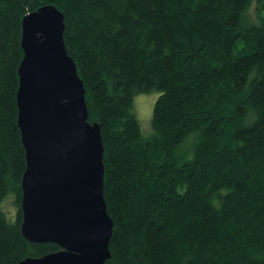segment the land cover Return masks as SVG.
Here are the masks:
<instances>
[{"label": "trees", "instance_id": "trees-1", "mask_svg": "<svg viewBox=\"0 0 264 264\" xmlns=\"http://www.w3.org/2000/svg\"><path fill=\"white\" fill-rule=\"evenodd\" d=\"M0 0V264L60 251L22 234L18 69L53 6L104 145L105 264H264V0ZM158 92L153 133L133 112ZM14 198L12 221L3 210Z\"/></svg>", "mask_w": 264, "mask_h": 264}, {"label": "water", "instance_id": "water-1", "mask_svg": "<svg viewBox=\"0 0 264 264\" xmlns=\"http://www.w3.org/2000/svg\"><path fill=\"white\" fill-rule=\"evenodd\" d=\"M64 31V14L53 6L22 23L17 106L27 165L21 229L29 242L61 249L19 264H105L112 257L101 128L89 122L85 85Z\"/></svg>", "mask_w": 264, "mask_h": 264}, {"label": "rangeland", "instance_id": "rangeland-1", "mask_svg": "<svg viewBox=\"0 0 264 264\" xmlns=\"http://www.w3.org/2000/svg\"><path fill=\"white\" fill-rule=\"evenodd\" d=\"M256 3L257 0H254L252 8L249 11V14L254 17L256 13ZM159 97L158 92H151L147 94H138L134 99V109L133 112L139 120L142 133L145 137H150L153 133L152 129V117L154 106ZM3 210L10 220H15V213L17 208L14 204V198L9 196L3 205Z\"/></svg>", "mask_w": 264, "mask_h": 264}]
</instances>
